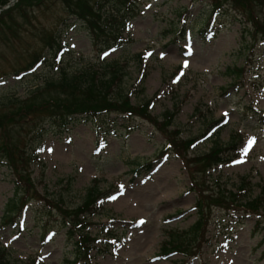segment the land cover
Masks as SVG:
<instances>
[{
    "label": "rangeland",
    "instance_id": "374dc122",
    "mask_svg": "<svg viewBox=\"0 0 264 264\" xmlns=\"http://www.w3.org/2000/svg\"><path fill=\"white\" fill-rule=\"evenodd\" d=\"M111 2L105 3L109 9ZM210 3L136 0L121 34L125 42L104 53L100 52L99 42L93 41L97 38L92 39L94 35L62 0L27 5L26 14L18 8L6 15L0 10V116L28 102L64 96L46 85L48 80L58 79L63 70L76 72L90 64L98 65L103 59L128 58L131 73L124 80L128 89L135 90L131 101L155 99L148 111L153 119L160 117L157 124L150 119L132 123L130 134L126 131L113 135L103 146L96 145L93 124L83 119L63 133L44 134L38 157L46 163L45 170L30 165L38 193L23 198L15 223L5 222L8 201L15 195V177L11 170L0 166V248L6 249L11 264H264V223L257 225L261 218L241 212L227 218L217 213V207H212L217 217L208 226V239L201 245L197 243L200 250L193 248L188 255L181 250L164 253L172 231H186L197 221L196 201L203 198L202 190L209 208L214 203L209 198L222 202L224 191L229 189L238 193L244 189L254 199L264 184V116L260 114L261 122L258 114L264 112V39L259 35L258 43L248 46L252 42L249 34L244 37L240 13L226 7L227 11L211 18ZM256 10L263 20L264 9ZM209 20L217 23L219 34L204 42L198 32ZM51 34L63 40L64 52L46 47ZM36 53H44L46 59L30 70ZM133 54L143 55L141 65L139 59L131 58ZM238 67L246 71L235 80V72L229 69ZM143 73L145 91L141 94L136 88ZM37 86L42 89L30 94ZM167 109L176 115L171 124L164 125L161 117ZM117 123L120 129L124 121L118 117ZM211 123L214 126L209 135L201 137ZM31 134L19 125L10 134L0 128V144L9 135L18 147L24 144L27 152H32L28 143L35 135ZM171 137L198 138V142L186 152V159L172 148L162 155ZM251 138L255 143L244 154ZM217 141L223 146L235 143L236 150L228 152L230 162L207 164L200 158L210 154ZM147 162H153L151 170L134 173L139 164ZM94 186L102 195L97 203L105 208L91 219L89 230L97 238L96 249L92 250L90 263H75L78 236L69 239L67 227L61 226L65 212L53 208V216H49L45 206L49 207L48 201L55 204L58 194H62L66 199L63 210L67 212V206L71 209L82 202ZM38 194L46 197L45 206ZM22 205L26 208L21 210ZM40 219L50 221V233L57 232L44 241V232L36 225ZM228 219L235 231L230 235L219 233L214 223ZM237 220L243 224L237 226Z\"/></svg>",
    "mask_w": 264,
    "mask_h": 264
},
{
    "label": "trees",
    "instance_id": "16d2710c",
    "mask_svg": "<svg viewBox=\"0 0 264 264\" xmlns=\"http://www.w3.org/2000/svg\"><path fill=\"white\" fill-rule=\"evenodd\" d=\"M45 1L46 0H19L12 8H18L21 12L23 10V13L26 14L25 7L27 5L43 4ZM90 1L91 0H62L64 6L68 8V10H71L75 17L80 19L81 24L89 31V34L94 35L92 39H94V37L98 39H94L93 41L99 42L98 45L101 53H104L109 47L120 46V44L125 42V38L122 37L121 34L123 30H125L123 28H126L129 23V13L133 10L136 0H119L118 2L113 0V2L110 3V9L105 4L107 3L108 5L109 0H98L96 4H91ZM211 1V18L221 13L220 11H227L226 7H231L234 11L240 13L243 29H245L246 32V34L244 33V37L246 39V35L249 34L252 42V44L250 41L249 43L247 42L249 44L248 46L258 43L260 39L259 35H262V39H264V19L262 18L263 20H261L257 12L258 10H256L257 7L264 9V0ZM10 2L11 0H0V10H3L2 13H5V15L12 12V8H6ZM106 7L108 10H106ZM1 18L2 15H0V19ZM211 22L212 20L207 21V24L201 27L198 32L204 42L219 34L217 23L212 24ZM181 33H183V30ZM100 35L103 37H99ZM46 44L49 51H53L57 47V51L64 52L63 50L66 48L63 40L54 37L52 34L47 37ZM43 54L36 53L34 59L30 62L33 65L28 69L31 70L37 63H42V61L46 59ZM131 58L139 59L140 65L144 60L141 54H133ZM100 61L98 65L90 64L87 67H81L76 72H66L63 70V73L58 79L48 80L46 82V85L48 84L51 88L63 93L64 96L58 94L52 97L51 95L52 99L49 101L42 99L37 102L35 100V102L24 103L25 105L16 107L15 109H9L5 114L0 116V128L6 134H10V130L17 128L19 125L29 130L30 133L32 132L31 135H35V138L28 143L33 149L32 152H27L24 144L23 148L18 147L15 143V138L9 135H5L7 140L0 144V166L11 170L15 177V195L8 201L9 205H7V211L5 212V216H7V218H5L6 223L15 222L14 218L17 213L18 205L23 202L22 200L26 195L38 193L36 190V179L32 176L33 170L30 168V165H35L45 170L46 163L42 158L38 157L42 149V142L45 138L44 134L48 132L53 134L63 133L67 131L70 126H73V124L83 119L85 122L93 124L94 132L97 135L96 145L103 146V143L113 135H121L120 133L126 131L130 134L133 131L132 123L138 120L150 119L156 124L159 122L157 120L160 117H155V119H153L148 111L154 104L155 99L151 101L144 98L138 103L131 101V96L134 94L135 90L132 91L128 89L126 81L124 80L125 77L131 73V71L127 69L129 68L130 59H113L110 61L103 59ZM229 71L235 72V80H238L239 77L244 75L246 68H230ZM145 78L146 75L143 73L140 80L141 84H139V88H136L141 94L145 91L143 87ZM40 89H42V87L37 86L36 89L31 90L29 93L35 94ZM176 102L177 100L175 103ZM29 103L33 104L30 105ZM261 113H263L262 116H264L262 110L258 111L259 118L263 121V117L260 115ZM114 114L116 115L114 116ZM175 115V112L167 109L161 117L164 121V125L171 124ZM118 117H121L124 121V123L120 124V129L117 128ZM30 123H32V127H28ZM213 126V123L209 124L206 127L207 130L201 137L208 136ZM176 141H179L178 145H176ZM168 142L167 146L161 150V153H163L162 155L165 153L167 154L169 149L172 148L176 149V154L181 156L182 159H186L188 156L186 152L198 142V138H188V140H178L177 138L176 140L171 137ZM236 147L235 143L223 146V144H219L217 141L210 148V154L202 155L200 159L207 161V164H215L218 166L231 161L229 160V153L231 150H236ZM194 158L198 160L199 155L196 154ZM152 164L153 162H147L144 165L139 164L134 170V173L138 174L142 169L145 171L151 170L153 168ZM222 185L223 184H221V186ZM260 189L261 193L254 199L251 198L249 192L246 194L244 189L238 190L242 191L241 193H243V195L233 191V189L226 190L223 193L225 197L222 202L217 198H209L211 203L214 202L209 208L208 204L205 203V201L208 200L204 197V195H206L205 190H202L200 193L203 198L199 197V200L196 201L197 221L186 231H172L170 233L172 240L169 244H165L167 246H164V253L170 254L173 251L179 252V250H181L182 253L188 255L191 254L190 251H192L193 248L200 250L201 247H199V245L208 239L207 235L211 232V230L208 229L209 224H212L215 220L214 218L217 217L216 214L214 215L213 213L215 212L214 210L211 212L212 207H215V209L217 207V213L224 214L227 218H232L234 212H241L244 214H256L258 218L262 220V218H264V184ZM61 195L62 194H58V197L53 196L56 197V202L54 204L48 201L49 207L46 205V197H41L40 194H38L37 197L44 201L42 206L46 205L45 211L49 216H53V208L62 213L65 212L62 217L61 226L67 227V236L69 239H74L75 235L78 236V239L75 241L76 251L73 262L76 263L82 260V262L90 263L92 250L96 249L95 245L97 241V238L92 236V232L89 230L92 224L91 219L99 214L101 210H105V208L97 203L100 197H102L101 192L97 186L88 189L83 198L84 200L78 204H74L71 209H68L70 206H67L65 208L67 212L63 210L66 199ZM22 206L21 210L26 208V206ZM8 215L10 216L8 217ZM261 220L257 221L258 227L264 223V221ZM49 222L50 221L47 219H40L38 223H36L40 230L44 232L42 237L43 241L54 235V233H57L56 231L50 233V230H47V227H50ZM235 224L238 226L243 223L241 220H237ZM214 225L218 227L219 233L230 235V233L235 231L234 224L230 222L229 219L214 223ZM110 232L112 234V231ZM211 238H213V236H211ZM176 243L178 246L174 248ZM197 243H199V245ZM183 247H185V250L182 249ZM193 255L191 257H193ZM0 264H11L10 257L7 255V251L4 247L0 248Z\"/></svg>",
    "mask_w": 264,
    "mask_h": 264
},
{
    "label": "snow or ice",
    "instance_id": "6c2138e0",
    "mask_svg": "<svg viewBox=\"0 0 264 264\" xmlns=\"http://www.w3.org/2000/svg\"><path fill=\"white\" fill-rule=\"evenodd\" d=\"M105 55H107V53H105ZM187 66V61H185V67ZM255 143V138H251L249 141H248V144L247 146L244 148V154H247L248 150L252 147V145ZM240 161H237V163H239ZM114 199V197H113ZM140 223H143V221H140Z\"/></svg>",
    "mask_w": 264,
    "mask_h": 264
},
{
    "label": "water",
    "instance_id": "95a60500",
    "mask_svg": "<svg viewBox=\"0 0 264 264\" xmlns=\"http://www.w3.org/2000/svg\"><path fill=\"white\" fill-rule=\"evenodd\" d=\"M14 1H16V0H14ZM14 1H13V2H14ZM13 2H12V3H13ZM12 3H9V4L6 6V8H9V7L12 5Z\"/></svg>",
    "mask_w": 264,
    "mask_h": 264
}]
</instances>
